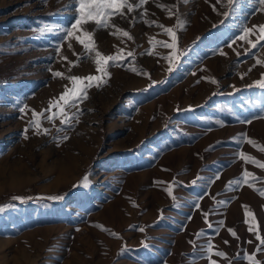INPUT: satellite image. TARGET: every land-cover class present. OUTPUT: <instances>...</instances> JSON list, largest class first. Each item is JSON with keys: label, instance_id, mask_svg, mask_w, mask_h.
I'll return each instance as SVG.
<instances>
[{"label": "rangeland", "instance_id": "374dc122", "mask_svg": "<svg viewBox=\"0 0 264 264\" xmlns=\"http://www.w3.org/2000/svg\"><path fill=\"white\" fill-rule=\"evenodd\" d=\"M72 5L0 0V264H252L245 255L264 264V196L255 190L264 168L238 156L264 162L258 0H147L99 29H72ZM158 25L173 29L176 48L156 43L172 42ZM243 27L256 48L237 39ZM84 32L94 33L95 50L125 59L110 62L106 82H87L70 124L49 121L68 77L97 75L95 51L76 40ZM33 110L43 113L39 134ZM245 169L260 179L226 187Z\"/></svg>", "mask_w": 264, "mask_h": 264}, {"label": "snow or ice", "instance_id": "6c2138e0", "mask_svg": "<svg viewBox=\"0 0 264 264\" xmlns=\"http://www.w3.org/2000/svg\"><path fill=\"white\" fill-rule=\"evenodd\" d=\"M237 2V0H228L229 5H234ZM147 3V0H137V2L135 4H132L129 2V0H73V7L76 9V13L77 15L74 16V20L75 23L72 24V29H77L79 26H81L83 23H87V22H94L97 26V29L99 28H108L110 27L109 24V18L116 16V15H124L123 9L127 8V11L129 13L133 12L136 8H141L143 7L144 4ZM258 3L262 6L261 10H264V0H258ZM159 7L162 8H166V5H158ZM146 11V10H145ZM144 13L141 14V16H143ZM225 16H228L229 13L225 12L224 13ZM133 23L135 22V18L132 21ZM147 23H156L155 21H146ZM159 27L163 28L164 32H166L170 37L172 42L168 43L166 41H156V43L160 46L163 47H167V48H176V41H177V37L175 32L173 31L172 28L169 27H164L163 25H158ZM115 27V26H113ZM256 27V26H254ZM262 35L260 36V39H264V26H259ZM65 34L66 37H70L73 35V31L71 29H65ZM118 31H121L123 33V35L125 37H128L129 39H132L131 35L129 32H127L126 30H122V29H118ZM252 33V29H249L247 27H243L240 30V35L237 37V39H239L240 41H245L248 44L251 45V48H256L259 41L257 42H253L249 39V34ZM84 38L82 39L80 36H76V40L82 44L85 48L86 52H91V51H95V60L94 63L96 65V70H97V75H88L86 77H80V76H71L68 77V79L72 82V87L69 89L67 86L65 87V92H63L60 97L58 98V100L53 103L50 102L49 104V108L46 111H51V109L53 107H56L58 109L57 112L52 113V115L47 116V119L49 121H52L55 117L57 116H61V123L62 124H70L71 121L76 117V113H72L69 112L68 110L76 107V105L82 101L83 99L86 98V91L89 87H91V83H87V82H91V81H97V82H106V80H104V77H108L110 76V73L107 71V68L111 64H115L118 60H123L125 59V57L119 56L117 54H113V55H104L102 54L100 51L95 50L94 49V33H90V32H84ZM151 42V40H150ZM69 47H71V45H69ZM59 51V47L57 49ZM120 52H123V49L119 50ZM245 51H249V49H245ZM75 54V53H74ZM147 54H152L151 49L147 50ZM182 55V53H180ZM224 54V53H221ZM128 56H133L134 54L132 52H129L127 54ZM79 58V57H78ZM64 59L66 60L67 57H64ZM170 59V58H169ZM71 66H77L75 63L73 62H69ZM257 63H264V61H260L257 60ZM131 71H137L136 68H131ZM169 71H171V68L169 69ZM249 71H251V69H249ZM56 77H62L63 78V73L60 72H55L53 74ZM243 75H241V78H243ZM213 83H216L215 80H212ZM155 83V82H153ZM255 85H258L260 88L264 89V79L262 80H258L254 82ZM97 86H99V83L97 84ZM249 87H252V85H249ZM60 101H63V106L60 105ZM21 111L23 112L24 109L22 108ZM77 112H79V109L77 108ZM39 115H43V113L37 114L35 112V110H33V119L29 122L30 125L34 128L37 129V134H39L40 131V122L38 120V116ZM247 122H251V121H247ZM27 131V130H26ZM42 131L46 134L49 129L44 128L42 129ZM242 135H246V134H242ZM67 137H65L66 139ZM249 143H252L255 145L254 141L249 140ZM261 151H264V147L260 148ZM238 156L245 159V162H252L254 164H256L259 167L264 168V162H260L255 160V158L251 157V156H247L243 151L238 153ZM252 176L254 180H258L260 178L258 177H254L253 174L249 173L246 169L244 170V172L241 175V178H237L234 181H230L229 185H226V187L230 186L231 184H236V185H241L242 183H249L248 181V177ZM217 179H219V175H217L216 177ZM199 179V177H197V180ZM197 181L194 180L192 181L193 184H195ZM87 176H85L84 178H82L81 181V185L82 186H87ZM159 183H164V182H159ZM172 183H175V181H173ZM256 191H258L260 193V195L264 196V189H255ZM165 191H167L169 193V195H172V187L169 186L168 188L165 189ZM205 195H209V193H205ZM61 197H52V199H60ZM202 198V197H200ZM173 199H175V197H173ZM213 199H215L213 197ZM223 203V202H221ZM197 208H199V203L197 202L195 205ZM247 207V206H244ZM205 218H207V216L209 215V213L204 212L202 213ZM247 215V213H246ZM247 222V221H245ZM221 225H223V221L219 222ZM212 225L209 224V227H211ZM102 227V226H101ZM130 227H134V226H130ZM140 231H143V228L140 229ZM249 231H252V228H249ZM229 232L235 236L236 233L234 232V230L229 229ZM113 235H117L115 233H112ZM217 234H218V230H217ZM198 236L203 235V230H201L200 233L197 234ZM257 239L260 240V245H264V239H262L259 235L257 236ZM194 243V242H192ZM225 243H227V241H225ZM249 243H251L249 241ZM213 249V245L211 244V242L209 241L207 244V247L205 249H203L205 252L207 253H211ZM261 247L258 246L257 247V252L261 251ZM216 256H220L223 257L225 259H227L226 253L222 252V251H217L215 252ZM203 258V257H202ZM210 259V255L208 257ZM246 260H249L252 262V264H261V262L254 260L253 255H245L244 257ZM210 264H216V261L211 260L210 259Z\"/></svg>", "mask_w": 264, "mask_h": 264}, {"label": "trees", "instance_id": "16d2710c", "mask_svg": "<svg viewBox=\"0 0 264 264\" xmlns=\"http://www.w3.org/2000/svg\"><path fill=\"white\" fill-rule=\"evenodd\" d=\"M71 190H72V188H67V189L62 190V191L53 192V193L41 196V198L52 200V197H65V196H68L70 194Z\"/></svg>", "mask_w": 264, "mask_h": 264}]
</instances>
